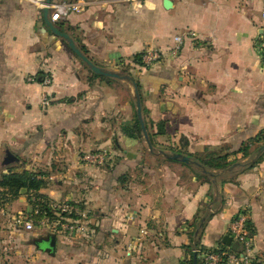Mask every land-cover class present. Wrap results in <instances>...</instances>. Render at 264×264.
<instances>
[{"label": "crops", "instance_id": "0c3cea01", "mask_svg": "<svg viewBox=\"0 0 264 264\" xmlns=\"http://www.w3.org/2000/svg\"><path fill=\"white\" fill-rule=\"evenodd\" d=\"M86 1L54 25L97 67L136 83L151 149L131 131V82L94 74L48 30L35 0H0V176L44 168L38 194L89 212L79 234L25 231L13 221L32 216L33 200L25 191L5 199L0 264H193L194 257L202 264L201 252L230 248L222 239L240 211L264 264V158L231 174L212 170L207 181L193 158L244 163L236 153L244 143L263 145L264 66L255 42L264 37V0H168L167 8L165 0ZM186 31L196 37L176 58L151 67L136 61ZM46 75L48 86L27 80ZM102 149L110 154L103 167L80 162ZM48 235L56 237L53 253L42 247Z\"/></svg>", "mask_w": 264, "mask_h": 264}, {"label": "built area", "instance_id": "2783aa9c", "mask_svg": "<svg viewBox=\"0 0 264 264\" xmlns=\"http://www.w3.org/2000/svg\"><path fill=\"white\" fill-rule=\"evenodd\" d=\"M122 2H132L134 0H121ZM38 7L43 9L45 0H35ZM90 3L86 0H77L75 2L51 1L47 6L49 10V20L52 23L58 22L69 13H80ZM264 19V12H262ZM196 37L195 32L186 31L177 33L172 38L171 46L166 50L159 48H146L141 53L140 61L144 67H151L160 63L165 58H176L184 45L187 38L193 40ZM255 46L259 51L262 65L264 66V37L256 40ZM27 80L31 83H39L41 86L51 84L50 76L29 77ZM50 99L47 95L41 98L43 108L48 107ZM110 159L107 150H95L84 152L80 156V162L88 167L101 168ZM34 199L33 196L31 198ZM47 211L39 212L38 207L34 208L32 215L40 213V218L36 221L32 216L29 218L18 215L14 219L17 227H23L25 231H33L34 229L48 231L51 234H79L86 231L89 220V212L80 208L79 205L63 201V202H45ZM248 214L246 211L236 213L228 226V236L232 243L238 244L237 250L228 248L226 250H214L201 252L202 264H258L254 255V240L247 227ZM197 252V251H194Z\"/></svg>", "mask_w": 264, "mask_h": 264}, {"label": "trees", "instance_id": "16d2710c", "mask_svg": "<svg viewBox=\"0 0 264 264\" xmlns=\"http://www.w3.org/2000/svg\"><path fill=\"white\" fill-rule=\"evenodd\" d=\"M61 31V30H60ZM84 54V50L80 49ZM141 54L136 57V61L141 63L140 61ZM145 123V122H144ZM163 123L158 124V133L162 134L163 131L161 127H163ZM146 126V123H145ZM132 132H135L139 135L140 138H142L141 129L139 122L137 120V117H135V124L133 125V128H131ZM124 132L129 134L128 128H124ZM130 135V134H129ZM259 141L257 138H254L246 143H244L241 148L236 152L241 154V159H247L246 162L241 163L238 159L228 160L229 157L227 155L224 156H218L213 154H206L205 156H194V160L198 162L201 165V170H205L203 174L200 175V177L207 181L210 178V174L212 170H221L223 172H226V174H231L232 170L230 171V168L232 166H239L241 170L249 169L254 167L257 163H259L264 158V152L254 161H251V156L261 147L257 146L253 150H251V147L255 144H258ZM264 144V142H263ZM256 146V145H255ZM42 175L40 173L36 172H23V173H17L9 171L6 174H3L0 176V190L2 191V197L1 199L6 200H12L17 197H19L22 192H27L28 198H32L33 196V205L34 208L37 206L38 211L41 213L43 211H47V207L44 204L48 200L38 194L37 192L44 188L46 183L42 179ZM31 200V199H30ZM40 213L37 215H32L33 219L36 221L38 218H40ZM247 227L250 231L249 227V221H247ZM251 234V232H250ZM252 235V234H251Z\"/></svg>", "mask_w": 264, "mask_h": 264}, {"label": "water", "instance_id": "95a60500", "mask_svg": "<svg viewBox=\"0 0 264 264\" xmlns=\"http://www.w3.org/2000/svg\"><path fill=\"white\" fill-rule=\"evenodd\" d=\"M51 3V0H45V6L42 9V13H43V20L44 23L46 25V27L48 28V30L54 34L55 36L62 38L68 45V47L70 48V50L94 73L97 75H101V76H106V77H110V78H123L124 80L131 82L132 86L134 88V99H135V107H136V115H137V120L139 122L140 125V129L141 132L143 134V137L145 139L146 144L148 145V147L151 149V144L150 141L148 139V134L146 131V127L145 124L143 122V118H142V107H141V101H140V96L138 93V87L136 85V83L127 75H120L114 72H110V71H106L102 68L97 67L95 64L92 63V61L80 50V48H78L76 46V44L74 43V41L66 34L60 32L54 25V23H52L49 20V10H48V5ZM170 6V1L165 0L164 1V7L167 8ZM264 152V144L257 150L255 159H257L262 153ZM169 159L171 160H180L181 162H187L188 159L186 157H182L180 155H173L171 156ZM254 159V160H255ZM43 241V245L42 246L48 253H53L54 249H55V244H56V237L55 235H48L45 236L43 238H41ZM222 243L228 247H230L232 250H237L238 249V244L237 243H232L231 238L229 236H224L222 239ZM196 263V257H194L193 259V264Z\"/></svg>", "mask_w": 264, "mask_h": 264}, {"label": "rangeland", "instance_id": "374dc122", "mask_svg": "<svg viewBox=\"0 0 264 264\" xmlns=\"http://www.w3.org/2000/svg\"><path fill=\"white\" fill-rule=\"evenodd\" d=\"M140 65H142L141 63H140ZM143 66V65H142ZM124 75H126V74H124ZM135 115V117H137V115L136 114H134ZM142 118H143V114H142ZM143 122H145L144 120H143ZM145 124V123H144ZM146 125H147V123H146ZM146 127V126H145ZM147 128V127H146ZM146 131H147V129H146ZM256 153H257V151L251 156V160L252 161H254V159H255V156H256ZM38 171L36 172V173H40L41 175H43L42 173H46V171H45V169L44 168H39V169H37ZM30 199H31V197H30ZM32 200V199H31ZM5 200H3V199H1L0 200V208L5 204ZM5 206H6V204H5ZM4 206V207H5ZM3 207V208H4Z\"/></svg>", "mask_w": 264, "mask_h": 264}]
</instances>
